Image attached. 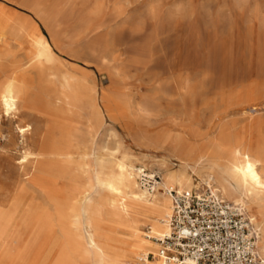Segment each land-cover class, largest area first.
<instances>
[{
  "label": "rangeland",
  "instance_id": "obj_1",
  "mask_svg": "<svg viewBox=\"0 0 264 264\" xmlns=\"http://www.w3.org/2000/svg\"><path fill=\"white\" fill-rule=\"evenodd\" d=\"M39 41L55 58L43 68ZM12 69L29 84L16 110L0 103V264H96L86 242L90 219L100 242L117 225L131 232L134 222L114 219L99 194H90L86 214L77 202L89 188L84 171L94 158L83 155L92 150L109 164L104 148L115 149V162L133 168L146 199L153 195L140 188L142 169L156 176L147 186L157 181L163 197L164 184L178 190L169 176L185 174L191 188L212 179L234 202L208 154L226 161L251 144L264 161V0H0V82ZM67 75L96 99L74 120L45 97L46 83ZM63 137L78 150L69 162L48 154ZM244 206L264 260V220ZM41 210L57 225L17 249L22 220ZM151 224L136 225L145 240Z\"/></svg>",
  "mask_w": 264,
  "mask_h": 264
},
{
  "label": "bare ground",
  "instance_id": "obj_2",
  "mask_svg": "<svg viewBox=\"0 0 264 264\" xmlns=\"http://www.w3.org/2000/svg\"><path fill=\"white\" fill-rule=\"evenodd\" d=\"M51 52L53 51L47 43H40L39 41L36 47V65L43 68L47 63L53 62L55 58ZM28 84L29 81L24 80L18 74L17 69L10 70L5 79L0 82V103L4 104L6 112L16 110V103L25 96ZM45 88L47 90L45 97L51 99L53 96L62 114L65 111L70 112L73 120L74 116L76 117L79 113H86L87 107L94 106L96 102L94 96L88 94L77 77L73 75L62 78L59 85L56 80H50L46 83ZM19 131L24 132L23 130ZM104 149L110 156L111 162L109 164L99 155L97 156L94 150L91 154L83 155L84 158H94V165L93 163L87 164L88 169L84 172L87 174L89 188L77 198V202L81 205L83 214H86V204L91 202L89 199L90 194L92 192L99 194L102 203L110 207L114 219H130L135 225L131 232L126 231L127 233L123 234L119 233V228L122 225H117L105 234V241L100 242L97 240L99 227L93 219H90L87 225L86 242L98 253L96 264H125L128 260L131 261V259L138 258L141 255L156 254L157 244H152L149 238L160 236L170 230L168 218L173 209L171 190L164 184L162 187L168 196L163 197L159 191L155 193L159 183L156 181L152 188H149L147 183L151 182V179H155L156 176L147 174L146 169H142V172L138 175L140 176L139 179H145V184L141 185L140 183V188L153 196L151 199H146L144 194L139 195L137 193V179L132 172L133 168L127 165L126 160L119 163L115 162V149L108 146H105ZM253 150V146L249 144L244 149L237 147L232 151V157L226 161H223L216 151H211L208 158L214 171L217 169L222 171V175H217V178L224 194L235 196L234 203L242 205L248 203L256 207L258 214L264 220V161L255 159ZM75 151L78 150L74 143L63 137L52 140L48 154L51 157L62 158L69 162L73 159ZM114 164L116 169H113ZM143 174L146 175L145 178H142ZM168 181L175 185L178 190L191 188V181L185 174H172L169 176ZM145 221L152 223L149 226L151 232L145 236L146 240L143 238L144 236L139 231L138 226L136 227L137 223H145ZM56 225L53 214L47 210H41L38 215L25 221L22 220L20 231L22 230L25 236L19 238L18 241L26 240L25 238L29 236L43 232L46 227ZM262 227L264 228V222ZM22 245L24 244L21 241L17 243V249ZM262 251L264 253V249ZM151 263L159 264L160 262L149 260L144 264Z\"/></svg>",
  "mask_w": 264,
  "mask_h": 264
},
{
  "label": "built area",
  "instance_id": "obj_3",
  "mask_svg": "<svg viewBox=\"0 0 264 264\" xmlns=\"http://www.w3.org/2000/svg\"><path fill=\"white\" fill-rule=\"evenodd\" d=\"M171 193L170 230L152 237L157 253L141 255V263L264 264L254 218L244 205L223 198L212 179L200 181L190 189H173Z\"/></svg>",
  "mask_w": 264,
  "mask_h": 264
}]
</instances>
